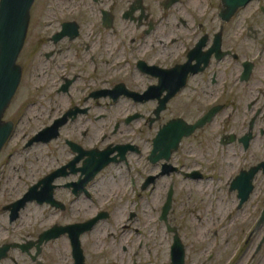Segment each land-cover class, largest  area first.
Masks as SVG:
<instances>
[{
  "label": "flooded vegetation",
  "instance_id": "af4514ba",
  "mask_svg": "<svg viewBox=\"0 0 264 264\" xmlns=\"http://www.w3.org/2000/svg\"><path fill=\"white\" fill-rule=\"evenodd\" d=\"M53 2L67 17L42 54L65 70L53 91L70 106L51 121L65 119L56 136L29 143L38 130L23 145L61 140L52 167H34L33 178L21 168L18 179L32 186L9 199L0 191V264H264V0ZM81 34L97 39L77 44ZM79 81L85 90L73 104ZM147 103L148 113L123 112ZM74 120L78 132L63 134ZM172 121L183 130L160 139ZM206 128L219 149L239 154L227 178L210 175L229 191L212 196L214 210L178 209L193 186L203 192L204 171L185 143Z\"/></svg>",
  "mask_w": 264,
  "mask_h": 264
},
{
  "label": "rangeland",
  "instance_id": "374dc122",
  "mask_svg": "<svg viewBox=\"0 0 264 264\" xmlns=\"http://www.w3.org/2000/svg\"><path fill=\"white\" fill-rule=\"evenodd\" d=\"M60 8L63 9L61 6L57 7L53 0H36L31 10L30 25L23 50L18 58L19 64L23 68L22 78L12 100L2 116L4 121H12L14 123V131L0 152V163L8 162V164L3 166L0 164V191L2 189L4 190V199H9L11 196L14 197L18 192H21L22 187H24L26 191L32 186L33 182L31 180H25L22 185L21 180L18 179L23 173L21 168H29V178L35 176L34 167L36 166L38 174L50 169L53 165L52 158L58 156L59 146L62 144L61 140H54L47 145L35 144L32 147H23L24 143L27 142V139H29L32 134L43 129V127L47 125H51L53 118L63 114L70 106V102L65 99L62 92L56 93L53 91V88H55L53 79L56 77V74H61L65 72V70L62 68L57 69L54 66L52 69L51 65L46 62L42 54L50 49V43L47 37H49L51 31L57 29L59 27V22L67 17L65 15L66 12L62 13ZM85 27L86 26L82 27V32L87 34L88 30L85 29ZM109 32H111V30L104 31V36H107ZM82 34L79 36L80 39L77 41V44L83 45L86 41L92 44V42L97 39V37H93L86 40L87 37L82 36ZM111 34L112 35L108 36L112 38L116 37L114 31L111 32ZM82 70V75L84 76V71L86 70ZM76 87L77 89L73 90L71 93L73 104H77L75 100L79 95L84 93L85 90V85L80 81L76 84ZM61 96L65 99L64 103L60 101ZM78 106L82 107L80 105ZM125 108L123 112L137 109L142 113H148L154 108V105L147 103L136 106L128 105L125 106ZM92 109L93 110L90 112L91 115L101 110V108L96 107ZM87 118L88 117L84 116V119ZM85 123H87V121H85ZM80 125L81 123L79 120L69 121V123L61 129L62 133L67 136H72L78 132L76 129H80ZM91 129L92 128H90L89 135L93 136V131ZM155 129L156 124L150 129V133L154 132ZM146 132L149 133L147 129L144 133ZM192 140H188L185 143V147L188 151L194 152V158L196 157L198 162L201 163L204 177L199 184L203 192H199L196 186H193V193H195L196 196H194L191 201L184 200L182 202L185 203L184 207H182V205L179 206L180 203H177L176 206L178 209H193V211H206L210 208L214 210L216 207H210L212 196L216 195V193L228 192L229 189L225 182L222 181L218 186L217 184L219 182L212 179L210 175H212L213 172H219L222 174L223 178H227L231 170L234 169L235 165H232V163L234 164L237 162L239 154L237 153L236 155L227 150L219 149L212 138L210 128H206L204 132L199 135V138L194 139L193 142ZM229 158L230 160H228ZM36 159L39 160L36 161ZM32 170L34 175L31 176ZM235 172L236 171L233 173ZM99 177L104 178V180L105 178H109L108 172L101 174ZM214 177L217 176L214 175ZM17 181L18 185L15 187L14 190L16 191L14 192V190H10V186L17 183ZM178 193L186 194L185 191H178ZM140 216L144 217L141 211Z\"/></svg>",
  "mask_w": 264,
  "mask_h": 264
},
{
  "label": "water",
  "instance_id": "95a60500",
  "mask_svg": "<svg viewBox=\"0 0 264 264\" xmlns=\"http://www.w3.org/2000/svg\"><path fill=\"white\" fill-rule=\"evenodd\" d=\"M33 3L34 0H0V150L13 130L12 121H4L2 116L13 98L21 79V67L17 63V58L26 37L30 20V9ZM67 25H63L62 31L66 30ZM64 34L65 32H59L54 37H62ZM210 116L211 114L209 113L206 118L197 121L196 124L186 128V131L182 133L188 134L195 127L201 126L205 121L209 120ZM64 120V117L56 119L50 126L35 134L29 143L34 140H49L51 137L56 136L58 126ZM172 129L183 130V126L181 122L172 121L159 131L158 137L161 139L166 131H171ZM182 133L172 136V143L169 144L170 148L177 147ZM161 148L160 145L158 149L161 150ZM257 170L258 168L252 170L249 175L242 174L239 178L242 176L251 177ZM169 207L170 197H168L163 210L166 211Z\"/></svg>",
  "mask_w": 264,
  "mask_h": 264
},
{
  "label": "bare ground",
  "instance_id": "6f19581e",
  "mask_svg": "<svg viewBox=\"0 0 264 264\" xmlns=\"http://www.w3.org/2000/svg\"><path fill=\"white\" fill-rule=\"evenodd\" d=\"M11 100H12V99H11ZM228 160H230V158H229ZM228 160H227V161H228ZM30 175H31V176L34 175V174H33V170L31 171V174H30Z\"/></svg>",
  "mask_w": 264,
  "mask_h": 264
}]
</instances>
